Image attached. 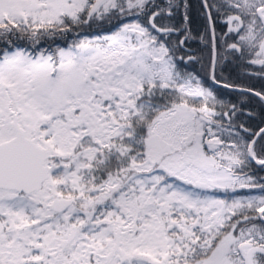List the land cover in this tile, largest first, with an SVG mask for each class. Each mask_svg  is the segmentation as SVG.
<instances>
[{
  "label": "snow or ice",
  "instance_id": "snow-or-ice-1",
  "mask_svg": "<svg viewBox=\"0 0 264 264\" xmlns=\"http://www.w3.org/2000/svg\"><path fill=\"white\" fill-rule=\"evenodd\" d=\"M0 264H264V0H0Z\"/></svg>",
  "mask_w": 264,
  "mask_h": 264
}]
</instances>
